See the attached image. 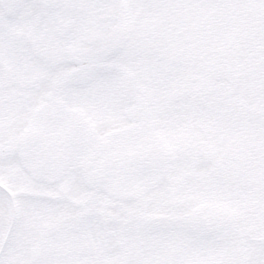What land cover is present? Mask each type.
I'll return each instance as SVG.
<instances>
[{
  "label": "snow or ice",
  "instance_id": "1",
  "mask_svg": "<svg viewBox=\"0 0 264 264\" xmlns=\"http://www.w3.org/2000/svg\"><path fill=\"white\" fill-rule=\"evenodd\" d=\"M0 264H264V0H0Z\"/></svg>",
  "mask_w": 264,
  "mask_h": 264
}]
</instances>
